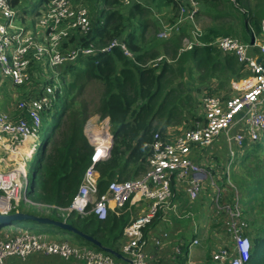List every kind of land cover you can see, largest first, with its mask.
Here are the masks:
<instances>
[{"label":"built area","instance_id":"2783aa9c","mask_svg":"<svg viewBox=\"0 0 264 264\" xmlns=\"http://www.w3.org/2000/svg\"><path fill=\"white\" fill-rule=\"evenodd\" d=\"M12 1L0 0V84H11L17 100L13 111L0 112V148L8 162L7 168H0V214L18 213L16 208L24 203L64 212L63 216L67 218L72 214L81 217L94 215L104 221L111 211H121L126 204L137 206L141 215L124 230L123 237L127 239L122 248L126 257L124 261L102 250H91L68 241H54L45 234L28 229H16L9 230L12 233H0V264H7L11 259L24 262L36 255L58 257L78 264H151L144 252L146 232L166 209L175 208L172 203L174 180L186 185L192 200L200 197L207 182L214 186L217 190L216 209L226 220L231 245L215 252L212 260L215 264H247L252 256L253 241L247 233L249 226L231 171L238 161V153L246 145L256 146L264 140V41L259 44L254 38V44H251L236 37L221 36L206 43L202 40L206 33L197 25L204 10L202 3L199 0H172L178 12L170 24L164 25L159 20L158 40H170L188 28L189 31L183 34L180 54L194 48L214 47L224 56H234L247 78L236 83L234 89L238 93L229 98L207 96L203 102V121L197 125L174 139L168 136L163 139L157 134L150 146L152 155L145 174L129 181L115 180L106 192L100 194L97 167L110 157L114 137L105 129L112 126L110 119L102 118L106 126H103L104 131L99 138L92 136L91 164L78 192L69 207L60 208L36 203L29 197L34 183H30L26 169L35 155L36 145L40 143L43 116L54 111L58 93L63 83L68 81L67 76L63 77L61 85L55 69L65 73L66 68L82 59L97 58L101 54L112 53L116 48H120L129 59L135 56L122 38L105 46L90 41L94 30L93 17L84 0H45L34 31L25 22L26 16L20 5H13ZM232 1L236 3V0ZM118 2L123 10L143 4L141 0ZM261 30L264 38V20ZM164 62L172 61L167 56H160L147 67L158 69ZM46 67L54 70L59 84H55L54 79H44ZM88 126L95 125L91 122ZM221 138L225 140L229 160L225 172L219 175L214 166L198 163L191 155L196 150L212 147ZM14 158L15 163L9 164ZM219 180L233 189V201H221L223 188L218 185ZM168 238L169 234L164 233L161 238L154 239V245L161 247L162 240Z\"/></svg>","mask_w":264,"mask_h":264},{"label":"trees","instance_id":"16d2710c","mask_svg":"<svg viewBox=\"0 0 264 264\" xmlns=\"http://www.w3.org/2000/svg\"><path fill=\"white\" fill-rule=\"evenodd\" d=\"M20 1L12 3L17 6ZM199 1L204 7L201 15L211 21L202 38L206 43L221 36H236L239 29L244 41L249 38L252 41L249 23L255 24L258 30L261 27L264 0H257L256 4L254 0H236L245 9L243 12L232 0ZM104 2L108 10L101 12L97 25L93 19L90 41L105 46L122 38L135 57L129 59L116 48L112 53L82 59L65 69V75L69 73L74 80H68L58 93L56 103L61 102V110L54 108L53 114H46L55 122L40 148L32 192L36 203L69 207L91 164L92 147L84 129L92 113L82 99L88 85L99 83L102 86L94 113L109 118L116 128L110 157L97 167L99 190L103 194L114 180L129 181L148 171L150 146L157 134L166 139L168 129L196 119L195 100L182 89L184 84L180 82L185 79L189 65L202 84L229 76L240 80L244 76L234 56H224L214 47L194 48L180 54L185 30L184 35L170 40L149 42L151 14L171 6L175 18L178 9L172 0H154V6L135 4L127 14L119 9L118 0ZM155 23L159 29V21ZM160 56H169L172 62H164L158 69L147 67ZM250 178L252 182L246 186L248 199L259 206L264 218V162L250 171ZM133 216L134 208L130 210V204H126L121 211H111L104 221L94 215L72 214L69 218L75 221L72 226L118 253V244ZM247 264H264V225L255 228L253 252Z\"/></svg>","mask_w":264,"mask_h":264},{"label":"crops","instance_id":"0c3cea01","mask_svg":"<svg viewBox=\"0 0 264 264\" xmlns=\"http://www.w3.org/2000/svg\"><path fill=\"white\" fill-rule=\"evenodd\" d=\"M21 3V10L23 11V15L26 16L24 19L25 22L28 20L27 10L25 2L20 1ZM143 4L142 6H146L147 4L154 6V0H141ZM104 9L106 5L104 4V0H102ZM25 6V7H23ZM103 9V10H104ZM157 14L163 16L164 22L172 20L174 17L173 7L166 6L162 9L157 11ZM202 15L200 14L199 18ZM264 18L262 19V21ZM30 22V21H29ZM28 22V23H29ZM157 22V20H156ZM167 23V24H169ZM251 30L253 33V41L254 38L258 41L259 44H263L264 38L261 35V27L259 26L258 29H253L252 26ZM261 57V55H260ZM262 59V58H259ZM240 66V65H239ZM241 67V66H240ZM241 73L244 75L240 80H237L233 76H229L227 79H220L216 81H223L220 84V87L223 88L225 85L230 89L227 93L218 94L215 93L214 96H218L221 98H229L238 92L234 89L236 83L242 82L244 79L247 78V74L241 70ZM246 76V77H245ZM210 96V95H209ZM212 96V95H211ZM0 112H8L2 111ZM53 114V111L51 112ZM47 116V115H46ZM204 118V116H203ZM203 118L198 121H203ZM197 125V122L196 124ZM171 128L168 129L166 136L170 137ZM170 139V138H169ZM260 150L259 146H250L246 145L242 151L238 153L237 163L235 164L234 168L231 171V178L232 181L238 183V179L240 178H247L246 176L240 175L239 173L244 171V164L242 163L244 160L245 155L246 158L248 156L256 155L257 150ZM223 155V157H222ZM228 151L226 149L225 143L222 140H218L212 147L206 149L196 150L192 153L191 157L194 161L203 164H211L212 166H216V172L224 173L225 166L229 160ZM219 158L218 162L217 159ZM223 159V162L221 161ZM221 163V166L217 164ZM225 174H223L224 176ZM225 177V176H224ZM218 185H220L222 190L221 201L224 202H231L234 199V191L232 188L227 187V185L219 180ZM249 187V184L246 185ZM246 186L244 188V192H240L241 198V207L244 213V218L246 219L249 229L248 235H250L251 239L254 240V232L256 227H260L264 225V218L262 215V211L259 206L255 203H251L248 199V195L246 192ZM174 197L172 203L175 204V208L173 209H166L160 218L156 219L154 223L148 228L146 232L147 244L145 247V254L148 258V262L151 264H215L212 260V256L215 252L219 251L220 249L230 246L231 245V238L228 235L227 228H226V220H224L217 212L215 199L217 196V190L207 182L204 184L202 189V193L200 197L196 200H192L189 195L187 194V188L184 183L176 182L175 180L172 183ZM241 187V186H240ZM241 187V188H242ZM243 190V189H242ZM133 208L137 209V206H132ZM131 210V208H130ZM183 216V222H186L187 226L189 225V229H183L184 234H180L182 231L176 229L174 230L175 224L180 223L182 220L180 217ZM134 219V217H132ZM164 233L169 234L168 239L162 240V246L156 247L154 245V239L161 238ZM179 235V236H178ZM179 244H172L175 242ZM206 242L209 245L206 246V251H202L200 248V243ZM197 242V243H194ZM127 243V239L123 237V239L119 242L118 248L119 257H116L119 261L126 260L124 254H122L123 245ZM175 246H177L175 248ZM41 259H39V258ZM12 260H17L18 264H51L50 262H63L64 260L58 257H45L36 255L28 260L22 262L18 259H11L7 262L9 264ZM46 260L47 262H45ZM53 262V263H54ZM15 263V262H14ZM66 264H78L76 262H66Z\"/></svg>","mask_w":264,"mask_h":264},{"label":"rangeland","instance_id":"374dc122","mask_svg":"<svg viewBox=\"0 0 264 264\" xmlns=\"http://www.w3.org/2000/svg\"><path fill=\"white\" fill-rule=\"evenodd\" d=\"M44 1L45 0H22V2H25V4H26L25 10H27V15H28L27 23L30 21L28 23V25L32 29V31L35 30V27L39 22V17H40L39 10H41ZM84 2L91 9L92 16L94 19V23H95V25H97L100 14L104 9L102 0H84ZM256 2H257V0L253 1L254 4H256ZM19 3H21V2H19ZM147 5H149V4H147ZM235 6L238 9H240L241 12L245 11V9L239 4L236 3ZM20 7H22V6L20 5ZM23 7H25V6H23ZM119 9H121L123 12H125V14H127L128 10H123L122 8H120V6H119ZM162 18H163L162 15L161 16L159 14L157 15V13H155V12L153 15L151 14V18H150L151 27H150L148 34H147L150 43L154 42L155 40H158V38H157L158 29H157V25H156L155 21L157 20V22H158L159 20H163ZM167 23H169V21H167ZM167 23L164 22V25H167ZM198 23H197V25L198 26L200 25L199 27L204 32H206L207 29L211 26L210 19L205 15L198 18ZM250 26H252L253 29H257V28H255L256 26L253 23H249V28L251 29ZM185 31L188 32L189 29L185 28ZM233 37H236V38L243 40L241 29H239L238 34L236 36H233ZM246 42H251L250 38ZM163 55H165V54H163ZM189 68H190V65L188 66V71L186 73L185 79L180 81V82H182L184 84V88H182V89H185L187 92H189L195 100L194 114L196 116V119L193 121L194 123L192 121H190V122L186 121L182 125L171 128V134L169 137L170 139L171 138L174 139L175 137H177L178 135H180L181 133L186 131L188 128L193 127L196 122L200 121L203 118V116H204L203 102L207 96L214 95L215 93L224 94V93H227L228 91H230V89L227 87V85H225V87H223V88L220 87V84L223 81H216L213 79V80H210L209 82H207L205 84L200 83L199 75L197 73H194V71H192V69L191 68L189 69ZM55 71L59 75V80H60L61 85L64 81L63 77L67 76L68 80L71 79V82L74 80V76L69 75V73H66V75H65V73H62V70L55 69ZM54 73L55 72L53 69H51V68L48 69L46 67V69L43 71L44 79L46 81H49L50 79H54V83L59 84V81L57 80ZM5 82L7 83L8 79H6ZM0 83H1V77H0ZM66 84H67L66 82L63 83V86ZM63 86H62V88H63ZM102 92H103V88L99 83H92V84L87 86L85 93L83 95V98H82L83 101L86 104H88V106L90 107L91 113H92V116L88 120L89 122L87 121L88 123H86L87 125H85V129H84L85 135L87 136L88 140L90 141V144H91V141L93 140L92 136L95 135L96 138H99L103 134V131H104L102 129L103 126H106L105 123L103 122V119L94 113L95 107L100 100ZM15 93H16V91L12 88L11 84L10 85L9 84H4V85L0 84V110L8 111V112L14 110V108L16 107V104H17V100L14 96ZM61 105H62L61 102L55 104L56 111L59 112L61 110ZM43 117H44V120H43L42 129H41L40 136H39V142L40 143L36 145L35 155H34L33 159L31 161H29L27 166H26V169L28 171L29 181L31 184L34 183V180H35V174H36L37 163H38V159H39L41 143H43L46 140V138L49 134V131L55 122L54 119L50 118V116L47 117L45 115ZM91 122L95 126H88V124ZM105 129L107 132H109L110 134L113 135L116 128L110 125V126H106ZM263 138H264V136H263ZM221 140L223 143H225V140L223 138H221ZM256 146L257 147L259 146V148H260V150L259 149L257 150L256 155L253 154V156H248L246 158V156L248 155L247 154V155H245L244 160L242 162L244 164V167H243L244 171L239 173V174L246 176L247 178H245V177L240 178L237 180L238 183H236V182L234 183L236 189L241 193L244 192L243 187H245L246 185H248L252 182V179L250 178V171H254L257 168V166L262 165L264 162V140L262 143H260L259 145H256ZM222 157H223V155H222ZM218 160H219V158L217 159V162H218ZM15 161L16 160L14 158L13 161L12 160L9 161L10 162L9 164L15 163ZM221 161L223 162V159H221ZM217 165L221 166V163H218ZM7 167H8L7 158L4 155V152L2 151V149L0 148V168L5 169ZM214 170H216V166H215ZM219 175H221V173H219ZM225 182L227 183V180H225ZM240 186L241 187L243 186V187L241 188ZM29 197L32 200H34L32 193H31V195H29ZM112 206H113V204H112ZM130 208H131V206H130ZM16 209H18L20 213L31 214V215H35V216L41 217V218H51V219L62 221V222H68L70 224L75 223V221L73 219H70V218L63 216V214H66V213L61 212V211L53 212L52 209L47 208V207H37L34 205H29V204L25 205L24 203H22ZM140 215H141L140 209L134 208V216H133L134 219L139 218ZM88 216H84V217H88ZM180 218L182 220H180V223L175 224L174 230L178 229V230L182 231L180 234H184L183 229L188 230L189 225L187 226L186 222H183V216H181ZM16 229H28L34 233L45 234L50 239H52L54 241H68L73 245L85 246L91 250L99 251V249H97L95 246L88 243L86 240L82 239L81 237H79L77 235H74L72 233H66V232H64L58 228H55L53 226H50V225H41V224H37L35 222L14 223L11 226L0 227V233H5V234L7 232L12 233L9 230L14 231ZM172 244L177 245L179 243L176 241L175 243H172ZM207 245H209V244L203 241L202 243H200L199 246H200L201 250L204 252V251H206ZM176 247L177 246H175V248ZM39 259H41V258H39ZM44 261L47 262L46 260H44ZM53 262H50V263L51 264H66V263H64V261L63 262L59 261V262H54V263ZM9 264H18V261L12 260Z\"/></svg>","mask_w":264,"mask_h":264},{"label":"water","instance_id":"95a60500","mask_svg":"<svg viewBox=\"0 0 264 264\" xmlns=\"http://www.w3.org/2000/svg\"><path fill=\"white\" fill-rule=\"evenodd\" d=\"M250 43L254 44V41L252 40ZM113 141H114V137H113ZM111 150H112V147L110 148V152H111ZM23 222H35V223L41 224V225L53 226L55 228H58L64 232H66V233H72L74 235H77V236L81 237L82 239L86 240L87 242L91 243L92 245L96 246L100 250L107 252V253H110V254L114 255L115 257H119L117 252H115L109 248L103 247L99 241L94 239L92 236L87 235V234L83 233L82 231L78 230L77 228H75L74 226L69 224L68 222H62V221L54 220L51 218H41V217H37L35 215L25 214V213H20V212L14 213L11 215L0 214V227L11 226L14 223H23Z\"/></svg>","mask_w":264,"mask_h":264},{"label":"clouds","instance_id":"9594fccd","mask_svg":"<svg viewBox=\"0 0 264 264\" xmlns=\"http://www.w3.org/2000/svg\"><path fill=\"white\" fill-rule=\"evenodd\" d=\"M244 247H245V250H246V248H247V242H245V245H244Z\"/></svg>","mask_w":264,"mask_h":264}]
</instances>
